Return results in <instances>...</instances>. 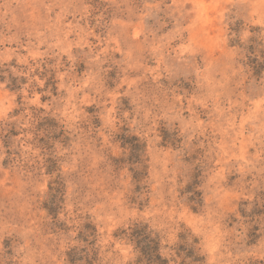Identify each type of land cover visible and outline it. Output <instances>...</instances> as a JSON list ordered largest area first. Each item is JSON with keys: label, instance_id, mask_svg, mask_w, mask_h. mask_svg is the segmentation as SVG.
<instances>
[{"label": "clouds", "instance_id": "obj_1", "mask_svg": "<svg viewBox=\"0 0 264 264\" xmlns=\"http://www.w3.org/2000/svg\"><path fill=\"white\" fill-rule=\"evenodd\" d=\"M0 264H264V0H0Z\"/></svg>", "mask_w": 264, "mask_h": 264}, {"label": "rangeland", "instance_id": "obj_2", "mask_svg": "<svg viewBox=\"0 0 264 264\" xmlns=\"http://www.w3.org/2000/svg\"><path fill=\"white\" fill-rule=\"evenodd\" d=\"M134 148H135V145H134Z\"/></svg>", "mask_w": 264, "mask_h": 264}]
</instances>
